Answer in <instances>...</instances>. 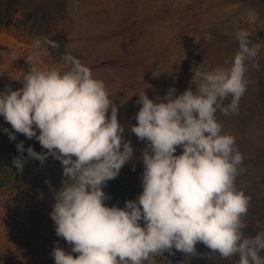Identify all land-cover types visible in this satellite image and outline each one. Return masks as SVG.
I'll use <instances>...</instances> for the list:
<instances>
[{
    "label": "clouds",
    "instance_id": "1",
    "mask_svg": "<svg viewBox=\"0 0 264 264\" xmlns=\"http://www.w3.org/2000/svg\"><path fill=\"white\" fill-rule=\"evenodd\" d=\"M235 38L231 65L197 66L195 90L174 95L170 89L156 100L145 91L138 94L141 107L130 131L146 141L142 192L123 207L106 205L110 197L103 186L133 158L134 149L123 140L124 126L104 81L71 54L62 57L64 70L35 67L47 55L42 43L57 45L47 38L33 41L30 68L17 78L22 88L0 91V117L14 130H3L10 140L21 133L47 149L38 153L21 141L18 152L41 164L51 155L63 166L66 179L50 217L71 251L54 247V264H145L166 250L194 253L197 242L222 258L238 256L236 264H264V231L245 235L248 197L234 184L242 156L216 117L237 109L247 86V61L257 54L247 31H237ZM24 163L12 160L21 171Z\"/></svg>",
    "mask_w": 264,
    "mask_h": 264
},
{
    "label": "rangeland",
    "instance_id": "2",
    "mask_svg": "<svg viewBox=\"0 0 264 264\" xmlns=\"http://www.w3.org/2000/svg\"><path fill=\"white\" fill-rule=\"evenodd\" d=\"M24 13L34 16L28 27L21 23ZM14 15L13 24L0 26V91L22 88L23 80L17 78L30 68L26 60L35 39L57 45L42 43L47 55L34 62L35 67L64 70L66 54L89 66L104 81L124 126L123 140L133 146V158L116 177L135 199L142 192L141 154L146 149V141L130 131L141 107L138 94L145 91L156 100L170 89L174 95L195 90L200 82L194 76L196 67H229L238 51L235 34L247 31L257 54L247 61L246 90L235 111L217 112L216 117L242 156L234 184L248 197L242 217L245 235L264 231V0H15ZM35 22L41 23L40 30ZM8 125L0 117V129ZM181 152L177 146L174 154ZM31 177L28 172L21 175L13 187L10 182L0 184V264H54V247L71 251L56 235L50 217L52 188ZM195 248L194 253L172 249L176 263L236 264L238 259L222 258L202 242ZM165 257L151 255L145 264H170Z\"/></svg>",
    "mask_w": 264,
    "mask_h": 264
},
{
    "label": "trees",
    "instance_id": "3",
    "mask_svg": "<svg viewBox=\"0 0 264 264\" xmlns=\"http://www.w3.org/2000/svg\"><path fill=\"white\" fill-rule=\"evenodd\" d=\"M14 11L15 0H0V26L13 24L15 16ZM32 20H34L32 13H24L21 18V23L28 27L29 25H32ZM34 26L37 30H40L41 23L35 22ZM52 38L59 39V35H54ZM60 38L62 37L60 36ZM5 128L8 129L9 132L13 131L11 125L5 126ZM21 141L23 142L25 149L31 145L38 153L47 152V149L42 148L34 137L29 139L24 134L18 135L15 133V140H10L8 133L3 131V129H0V184L10 182L13 187V182L19 180L21 175L28 172L29 176L31 175L33 177L31 178L36 179L39 184L41 181L44 185L51 187L52 193L50 196L55 197V193L60 189L66 179V177L62 174L63 166L60 161L56 160L51 155L46 158L43 164L34 158H27L26 151L24 153L17 151L16 145ZM16 157L25 159L22 171L18 170L12 164L13 158ZM103 190L110 197V199L105 201L106 205L109 207L113 205L123 207L125 201L135 200L133 195L129 192L126 183L119 180L117 177L107 181V183L103 186ZM162 255L163 257L166 256V260H171L170 264H177L174 258L173 250L171 252L166 250L161 254H154L153 256L162 259ZM165 264H169V262H166Z\"/></svg>",
    "mask_w": 264,
    "mask_h": 264
},
{
    "label": "bare ground",
    "instance_id": "4",
    "mask_svg": "<svg viewBox=\"0 0 264 264\" xmlns=\"http://www.w3.org/2000/svg\"><path fill=\"white\" fill-rule=\"evenodd\" d=\"M10 171V170H9Z\"/></svg>",
    "mask_w": 264,
    "mask_h": 264
}]
</instances>
